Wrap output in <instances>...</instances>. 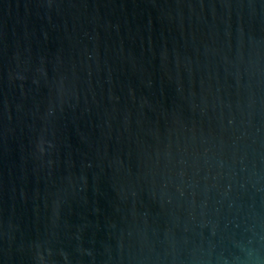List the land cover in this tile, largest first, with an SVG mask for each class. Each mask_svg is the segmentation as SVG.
I'll return each mask as SVG.
<instances>
[{
	"label": "water",
	"instance_id": "water-1",
	"mask_svg": "<svg viewBox=\"0 0 264 264\" xmlns=\"http://www.w3.org/2000/svg\"><path fill=\"white\" fill-rule=\"evenodd\" d=\"M0 264H264V0H0Z\"/></svg>",
	"mask_w": 264,
	"mask_h": 264
}]
</instances>
